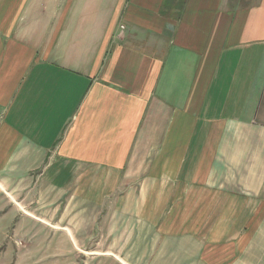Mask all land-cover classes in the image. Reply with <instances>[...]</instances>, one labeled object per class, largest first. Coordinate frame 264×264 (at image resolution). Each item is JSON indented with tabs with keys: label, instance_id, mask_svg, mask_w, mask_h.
<instances>
[{
	"label": "crops",
	"instance_id": "crops-1",
	"mask_svg": "<svg viewBox=\"0 0 264 264\" xmlns=\"http://www.w3.org/2000/svg\"><path fill=\"white\" fill-rule=\"evenodd\" d=\"M141 172L166 211L243 217L229 249L141 219L104 244L119 209H73L71 185ZM0 188L59 264L93 243L85 264H264V0H0Z\"/></svg>",
	"mask_w": 264,
	"mask_h": 264
},
{
	"label": "rangeland",
	"instance_id": "rangeland-1",
	"mask_svg": "<svg viewBox=\"0 0 264 264\" xmlns=\"http://www.w3.org/2000/svg\"><path fill=\"white\" fill-rule=\"evenodd\" d=\"M97 171V169H89L90 176ZM121 175L124 177V171H121ZM136 175L140 177L129 183L122 181L115 184H111L110 182L107 184H97L92 183L91 179H89L86 184L71 185L73 195L74 192H77V195L83 197L87 195L89 197L87 200H71V207H73V209L79 207L96 209L102 207V203L105 212L106 210L109 211L115 208L119 209V214L116 216H105L100 218L101 221H108L104 223L102 230L99 227L97 229L98 235L99 231L100 234L104 231L103 235L100 236L101 239L104 240V244L106 243V239L111 231L117 229V227L121 231L130 229L129 227L137 224L139 219H141V222L144 224L156 225V223L161 222L164 224L167 223L168 228L174 232L171 234H175L177 227L178 229L187 230L185 231V234H189L190 230L198 228L200 231L195 230L196 233L194 234L199 235V237L204 240L208 239L211 242H214L217 248L216 252L223 253L225 249H229L228 247L221 248L219 245L226 244V246H229L231 242L235 241V239L227 242L223 241V232H217L215 230H219L221 228L220 226L218 227L219 224H222L221 226L228 225L232 221L234 226L232 227V231L229 235L235 236L240 231V227L242 228L243 226V217L176 215L175 201H172L170 206L172 207L171 212H169V210L166 211L165 209L169 201L159 198V185L157 183H145L142 172ZM0 191L2 192L3 190L0 188ZM113 192H116L117 194H115L116 196L114 195L112 199H102L103 196H106L109 193L113 194ZM3 194L10 197L5 191H3ZM8 199L9 201L6 202V205L11 208L10 212L13 213L15 208L20 209L16 201L11 200L10 198ZM3 201L0 199V206ZM19 202L21 203V201ZM24 202V207L30 211L36 206L41 207L44 205V201L38 199L25 200ZM68 203L69 202L67 200H62L56 206L67 207ZM35 212L38 214L37 211ZM22 213L24 212H18L17 215H11L10 213L6 216L0 212V264H59L55 261V259L49 258L48 256L51 249L44 241L47 239L48 234L44 230L45 227L41 224L44 222H36L34 217L29 218L25 215L22 216ZM43 219L45 221L50 220V218L47 220V217L45 216ZM59 219L60 217H56L54 222H52L53 227L62 226L59 223ZM45 224L48 225V223ZM210 225L215 227L214 229L210 228L209 231ZM54 228L58 229L57 227ZM95 238L98 239L99 237L95 236ZM93 245L94 243L85 248H72V263L70 264H85L86 260L91 261L97 252V249ZM231 249L237 251V249L233 247ZM104 250V252H109L112 249L105 247ZM247 251L248 252H245V249H243V257L248 256L250 261L255 260L256 248L251 247L248 248Z\"/></svg>",
	"mask_w": 264,
	"mask_h": 264
}]
</instances>
